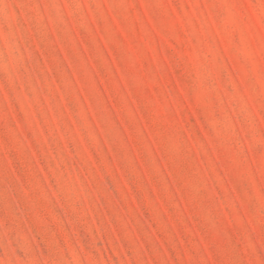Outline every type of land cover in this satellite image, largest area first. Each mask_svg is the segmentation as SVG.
Segmentation results:
<instances>
[{
    "label": "rangeland",
    "instance_id": "1",
    "mask_svg": "<svg viewBox=\"0 0 264 264\" xmlns=\"http://www.w3.org/2000/svg\"><path fill=\"white\" fill-rule=\"evenodd\" d=\"M0 264H264V0H0Z\"/></svg>",
    "mask_w": 264,
    "mask_h": 264
}]
</instances>
